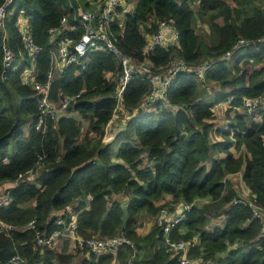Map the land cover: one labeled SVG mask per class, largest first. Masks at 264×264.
Wrapping results in <instances>:
<instances>
[{"label": "trees", "instance_id": "trees-1", "mask_svg": "<svg viewBox=\"0 0 264 264\" xmlns=\"http://www.w3.org/2000/svg\"><path fill=\"white\" fill-rule=\"evenodd\" d=\"M101 1L17 0L5 38L0 29V189L17 183L9 190L10 203L0 205V221L15 227L0 233V264H10L14 255L27 264H74L79 255V264H181V254L169 250L156 223L148 233L139 232L143 213L156 218L163 207L181 202L191 207L170 237L187 241L190 257L264 264L263 224L249 204L255 200L264 208V105L253 113L245 107L246 99L264 97V0H132L133 11L123 22L115 16L109 25L123 53L156 69L177 58L210 66L201 77L180 72L168 90L169 104L147 109L141 102L150 81L131 78L123 94L128 118L112 142L104 136L118 104L115 77L122 67L116 55L93 48L83 65L72 63L48 78L51 70L55 74L53 48L64 39L79 40L85 33L81 14ZM19 17L41 48L33 59L25 51ZM197 21L209 27V43L197 32ZM161 22L175 27L178 42L145 53L146 35L157 34ZM52 28L58 29L54 40ZM241 38L261 41L233 50ZM4 43L22 58L16 70L4 66ZM31 67L36 82L50 83L51 100L83 95L65 114L41 122V96L22 78ZM219 110L226 112L218 130L223 140L213 136ZM31 172L35 178L27 180ZM238 174L246 189L231 178ZM69 211L80 237L123 232L132 244L102 255L79 247L76 255L68 241L62 251L38 246V232H64ZM32 220L35 229H26Z\"/></svg>", "mask_w": 264, "mask_h": 264}, {"label": "built area", "instance_id": "built-area-1", "mask_svg": "<svg viewBox=\"0 0 264 264\" xmlns=\"http://www.w3.org/2000/svg\"><path fill=\"white\" fill-rule=\"evenodd\" d=\"M128 1L129 0H102L101 2L97 3L100 4L98 8L84 11L81 14V22L85 28V33L81 36V38L77 41L73 39L61 40L58 48H53L52 50V55L56 52L57 58L62 65V67H60L61 71L64 67L72 63L83 65L85 62V56L93 48L104 47L111 50L116 55V59L118 60L122 69L121 72L115 77V82L117 84L115 97L118 100V104L112 119L106 125L104 138H108V140H112L116 136V134H114L116 131L112 132L114 130V121L119 119L120 112H125L123 94L131 78L139 75L141 77L147 78L150 81L151 91L141 102L142 108L147 109L157 103H162L163 105L169 104L168 90L180 72H191L201 77L203 76L205 70L210 66L209 63H202L200 65L187 64L183 59L177 58L170 65L161 69H156L148 62H139L138 59L123 53L118 48L114 39L109 33V25L117 14V8ZM16 6L17 0H5L0 6V29L5 32L4 38L6 37L7 19L12 13L11 9H15ZM20 18L21 17L18 19V26L20 31L23 33L24 48L27 55L33 59L36 54L41 51V48L35 44L27 23H22L23 20ZM66 24L67 18L64 17L61 21V27L59 29H64ZM50 32L54 40V36L58 34V29L52 28ZM146 37L148 38V41L144 48V52L150 53L158 45L167 46L169 43H177L179 34L171 23L161 22L159 32L155 35L147 34ZM259 41H261V39L255 42L241 38L233 50L256 45ZM3 49L4 66L7 69L11 68V70L18 69L22 63H20L18 66L14 65L16 60L15 55L7 47L6 43L3 44ZM233 50L227 52L226 56L229 57ZM22 78L24 83L31 86L41 96L39 105L42 114L41 122L47 115H51L53 118H55L65 114L70 103L83 95L82 91L74 95H63L59 102H55L50 99V83L41 84L36 82L32 67L25 70ZM48 78L49 80L54 78L53 70L49 72ZM55 104L59 105V108H56ZM262 105H264V97L245 100V107H247L248 111L251 113L256 111ZM31 173L35 174V172ZM29 174L27 176H29ZM235 176L236 175H231V178ZM238 176L239 182L237 179L236 182L246 189L247 187L245 184H242L243 178L240 179L241 174H238ZM16 184V182H9L0 189V205L3 206L10 203L9 190L15 187ZM245 189L244 192L246 193V196H249L250 194ZM249 204L253 208L254 217L260 220L263 224L262 234L264 235V208L258 205L255 200H250ZM190 207L191 206L186 203H182L181 207L178 209L163 207L156 216V224L163 230L169 250L173 251L174 254H181L179 257L181 264H212L211 260H206L200 257H190L188 255L189 243L183 239L173 240L170 237L171 230L184 220L185 212ZM69 213L71 215V220L65 227L64 232L55 231L49 236L43 233H37L36 242L38 246L52 247L58 238L66 236L72 238L77 247L80 249L86 248L94 255H102L107 252H116L125 242L132 244V242L124 236L123 232H120L118 235L112 238H103L98 235H93L84 239L78 235L75 214L71 213L70 211ZM58 223L63 224V220H58ZM25 228L35 229V221H30ZM13 229H15L14 226L0 221V233H9ZM10 264H27V260L20 255H14L10 260Z\"/></svg>", "mask_w": 264, "mask_h": 264}, {"label": "rangeland", "instance_id": "rangeland-1", "mask_svg": "<svg viewBox=\"0 0 264 264\" xmlns=\"http://www.w3.org/2000/svg\"><path fill=\"white\" fill-rule=\"evenodd\" d=\"M196 30L200 34V36L204 39L205 42H208L209 43L211 41L209 39V37H208L210 30H209V27L206 24L197 21L196 22ZM21 60H22V58L21 59L17 58L15 60V62H14V65L15 66H18L21 63ZM215 91H216V89H215ZM55 107L56 108H59V105L55 104ZM225 115H226L225 110H219V112H218V118H216L213 121L214 124H215V127H214L215 128V131L213 132V136L215 137V139L217 138L219 140H223V135H220L222 133H219L218 130L219 129H223V126L222 125L226 121L225 118H224ZM127 118H128L127 115H125L123 112H120L119 113V119H116L114 121V124H113V129L114 130L112 132H115L116 131V133H117L120 130H122L123 128H125V124H126ZM223 132H226V131L224 130ZM116 133H114V134H116ZM104 139H105V142H108V141L109 142H112L115 139V137L112 140L111 139L108 140V138H104ZM12 149L13 148L11 147V151H12ZM34 176H35V174L34 173H31V174H29V176L26 177V179L27 180H33L34 179ZM240 179H242V176H240ZM242 184L244 185V182H242ZM143 215H141V217H140V223H142L140 228L142 230H145L146 229V222L143 219ZM67 241L69 242L68 246L70 245V247H69L70 252L76 253V255H78V250H77L78 247L75 244L74 240L72 238H70V237L64 236V237L58 238L56 240V242L52 245L51 248H54V249H56L58 251H62L63 250V246L65 245V242H67ZM80 256L81 255L77 256L74 264H79Z\"/></svg>", "mask_w": 264, "mask_h": 264}, {"label": "crops", "instance_id": "crops-1", "mask_svg": "<svg viewBox=\"0 0 264 264\" xmlns=\"http://www.w3.org/2000/svg\"><path fill=\"white\" fill-rule=\"evenodd\" d=\"M134 3H135L134 1L129 0V1L126 2L125 4L119 6V7H118L119 10H118V8H117V11H116V13H117V14H116V17L120 18V21H121V22H123L124 17H125V14H126L127 12L133 11ZM99 6H100V4H94V3H93L89 9H96V8H98ZM89 9H87V10H89ZM20 19L23 20L22 23L26 24V19H24V18H22V17H21ZM147 39H148V38H147ZM52 60H53V66H54V70H55V74H54V75H56V74H60V72H61L60 67H62V65H61L60 61L58 60V58H57L56 52H55V54L52 55ZM107 77H112V73H108V74H107ZM86 125H87V123L84 122V127H85V128H86ZM236 177H237V180H238V182H239V178H238L239 176L236 175ZM170 199H171L170 196H168V197H167L166 199H164L163 201H167V200H170ZM182 203H183V202H181V203H177V204H173V205L168 206V207L173 208V209H178V208L181 207ZM143 214H144V215H143ZM143 214H142V215H143V219H144V221L146 222V229H145V230H142V229L140 228V229H139V232H140V233H144V234H146V233H148L149 231H151L152 228L155 226L156 218H155L154 216H152L151 214L146 213V212L143 213ZM142 231H143V232H142Z\"/></svg>", "mask_w": 264, "mask_h": 264}]
</instances>
